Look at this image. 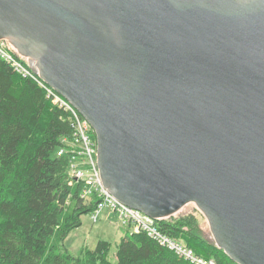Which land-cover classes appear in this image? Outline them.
Returning a JSON list of instances; mask_svg holds the SVG:
<instances>
[{
	"label": "water",
	"instance_id": "water-1",
	"mask_svg": "<svg viewBox=\"0 0 264 264\" xmlns=\"http://www.w3.org/2000/svg\"><path fill=\"white\" fill-rule=\"evenodd\" d=\"M0 39L92 125L117 199L194 203L264 264V0H0Z\"/></svg>",
	"mask_w": 264,
	"mask_h": 264
},
{
	"label": "trees",
	"instance_id": "trees-1",
	"mask_svg": "<svg viewBox=\"0 0 264 264\" xmlns=\"http://www.w3.org/2000/svg\"><path fill=\"white\" fill-rule=\"evenodd\" d=\"M49 88L0 56V264H195L145 231L123 236L115 260L106 240L78 256L65 247L66 237L99 199L83 196L85 184L69 174L70 154L57 153L65 138H73L75 124L71 110ZM158 225L204 258L237 264L195 211L178 212Z\"/></svg>",
	"mask_w": 264,
	"mask_h": 264
},
{
	"label": "built area",
	"instance_id": "built-area-1",
	"mask_svg": "<svg viewBox=\"0 0 264 264\" xmlns=\"http://www.w3.org/2000/svg\"><path fill=\"white\" fill-rule=\"evenodd\" d=\"M7 43L8 40L0 39V56L7 59L20 73L40 77L26 61L24 62L23 57L18 58L19 55L8 48ZM49 91L55 96L56 101L65 105L73 114L75 124L74 136L72 139L65 138L63 146L59 148L57 153L58 155L70 154L69 174L71 178L80 180L85 184L83 196L90 197L94 194L97 195L99 201L96 209L92 212L93 219H97L100 210L109 209L125 225L131 226L134 232H147L150 237L157 240L162 246L175 251L179 256L185 257L195 264H219L214 259H207L196 254L184 241L166 234L159 227L158 220L123 203L111 193L109 188L105 187L98 166V141L94 128L70 102L63 99L57 92H54L53 88H49ZM77 160H82V164L78 163Z\"/></svg>",
	"mask_w": 264,
	"mask_h": 264
},
{
	"label": "rangeland",
	"instance_id": "rangeland-1",
	"mask_svg": "<svg viewBox=\"0 0 264 264\" xmlns=\"http://www.w3.org/2000/svg\"><path fill=\"white\" fill-rule=\"evenodd\" d=\"M7 40V39H5ZM8 41V48L12 49L18 56V58H24L29 64V58L21 55L17 49ZM26 64V65H27ZM30 65V64H29ZM31 66V65H30ZM92 136L93 133H91ZM77 162L82 164V160ZM87 166V164H86ZM86 166H84L86 168ZM195 211L199 217L200 223L209 233L210 237L213 238L209 222L206 216L197 208L194 203L185 205L179 213H186ZM200 212V213H199ZM82 223L79 227L75 228L64 240L65 247L70 251L71 254L78 256L83 248H95L96 244L100 240H106L112 243V249L110 257L115 260L116 245L120 239L126 234L132 233V228L129 225H125L117 215H115L109 209H102L98 213L96 220L93 219L92 213L83 214ZM214 239V238H213Z\"/></svg>",
	"mask_w": 264,
	"mask_h": 264
}]
</instances>
